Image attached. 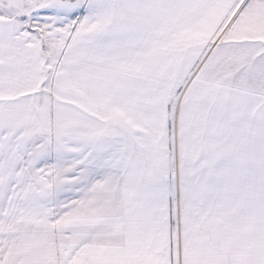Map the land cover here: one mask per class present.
I'll return each instance as SVG.
<instances>
[{
  "label": "snow or ice",
  "instance_id": "6c2138e0",
  "mask_svg": "<svg viewBox=\"0 0 264 264\" xmlns=\"http://www.w3.org/2000/svg\"><path fill=\"white\" fill-rule=\"evenodd\" d=\"M0 264H264V0H0Z\"/></svg>",
  "mask_w": 264,
  "mask_h": 264
}]
</instances>
